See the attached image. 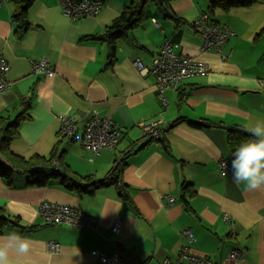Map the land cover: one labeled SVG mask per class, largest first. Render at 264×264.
<instances>
[{
    "label": "crops",
    "instance_id": "obj_1",
    "mask_svg": "<svg viewBox=\"0 0 264 264\" xmlns=\"http://www.w3.org/2000/svg\"><path fill=\"white\" fill-rule=\"evenodd\" d=\"M131 1L105 0L96 16L71 19L60 0H34L28 13L31 27L21 35L14 1L0 7V52L10 65V86L0 92V115L14 120L22 98H29L32 116L23 121L11 150L48 157L58 143L60 169L72 178L104 179L120 163L118 181L131 198L124 200L117 185L79 195L59 180L29 187L28 174L17 175L12 186L0 178V207L24 226L10 225L0 237L16 232L33 241L32 252L13 255L12 264H104L102 254L113 255L118 245L127 258L156 263L177 257L182 246H189L185 229L196 237L190 251L212 264H264V188L247 191L220 173V161H232L234 152L229 128L243 130L264 122V34L257 38L264 26V2L216 11L215 19L235 32L223 46L226 58L203 50V36L193 26L207 11V0H175L178 26L156 3H149L147 17L127 39L118 40L116 59L108 65L112 59L107 42L85 37L101 34ZM166 39L176 44L177 52L205 62L209 71L187 79L178 90H167L164 103L154 78L141 73L134 61L141 59L149 67ZM43 57L54 66L53 73L32 70L31 60ZM95 111L122 124L115 150L94 154L78 138L61 132L60 115L73 118L80 137ZM154 121H161L169 152L143 138L141 125ZM185 183L197 191L187 195L189 211L182 201ZM168 196L174 203L166 204ZM45 200L80 207L97 224L84 230L47 222L40 212ZM120 220L121 231L113 233L111 227ZM49 242L59 243L57 252L48 250ZM234 248L243 252L236 263L227 259Z\"/></svg>",
    "mask_w": 264,
    "mask_h": 264
},
{
    "label": "built area",
    "instance_id": "obj_2",
    "mask_svg": "<svg viewBox=\"0 0 264 264\" xmlns=\"http://www.w3.org/2000/svg\"><path fill=\"white\" fill-rule=\"evenodd\" d=\"M7 1L9 0H0V7ZM60 2L63 12L71 19L96 16L105 4L103 0H60ZM193 26L203 36V50H215L223 58H226V55L221 52L225 42L235 34L233 29L220 22L211 21L207 13H203L197 18L193 22ZM175 49L176 44L172 40L166 39L162 44L161 54L155 59L151 69L146 67L140 59L134 61L135 67L141 73L147 74L150 70L152 71V74L157 79L159 95L164 103L167 101L165 97L167 89L176 90L185 78L202 76L209 71V67L205 62L194 56L177 52ZM31 67L34 72L44 75L54 72V66L44 57L40 60L32 59ZM9 70V62L4 54L0 52V92H4L10 86V81L6 78ZM59 118L61 120V132L64 135L71 138L78 135V126L71 116L60 115ZM142 127L144 135L147 138L157 140L161 137V121L144 123ZM122 128V124L110 117H102L99 112L95 111L80 137V143L86 150L99 154L103 149L115 147ZM225 164L227 168L224 167ZM55 167L57 168L58 166L56 165ZM220 173L224 177H232L229 159H222L220 161ZM225 173L227 174L225 175ZM167 199V205L174 203V197L168 196ZM40 212L47 222L54 224L68 223L84 230H92L97 224L95 216L84 212L80 207L62 202L45 200L40 204ZM122 225L121 220L116 221L111 227L112 232L119 233ZM183 234L184 237L189 239V246L193 245L196 239L191 230L185 229ZM189 246H182L177 257H166L156 263H138L134 259L125 257L122 255V245L116 247V252L113 255L102 254L101 259L104 264H212V261L207 257L191 252ZM58 247V242L48 243V250L50 252H57ZM242 258L243 252L237 248L231 250L227 257L228 261L232 263H236Z\"/></svg>",
    "mask_w": 264,
    "mask_h": 264
},
{
    "label": "trees",
    "instance_id": "obj_3",
    "mask_svg": "<svg viewBox=\"0 0 264 264\" xmlns=\"http://www.w3.org/2000/svg\"><path fill=\"white\" fill-rule=\"evenodd\" d=\"M13 1L16 7L14 12V18L16 22L19 23L17 34L21 35L29 27H31V21L29 19L28 13H29V8L31 4L34 2V0H13ZM75 1H81V0H75ZM174 1L175 0H132L129 5L124 6L121 15L118 16L115 20H113V22L109 24L101 34L89 35L86 36L85 38H99L107 42L110 50L109 51L110 58L112 59L108 65H112L116 59L118 40L127 39L129 37V33L131 32V30L139 26L143 22V20L147 17L145 12V7L147 4L156 3L163 10V12L166 14L167 17L173 18L175 20L176 26L179 25L178 22L179 21L181 22V18H179V16H177V14H175L172 11V4ZM207 1H208V8L207 11H205L204 13H207L210 17V20L214 22H217V20L215 19L217 10H222L223 12L227 13L236 8L252 7L255 4L264 2V0H207ZM261 34H264V26L257 34V38ZM160 54H161V48L158 51V53L154 55L151 65L149 66V69L152 68L155 59L159 57ZM147 74L151 75L154 78L157 86V79L152 74V71L150 70L149 73ZM190 78H194V77L185 78L181 82V84L177 87L176 90H178L182 86V84L187 79ZM167 90H172V89H167ZM30 108H31L30 99L22 98L21 111L16 115V117H14V120L10 121L9 117L5 115H0V178H2L3 181L8 182V185L12 186L15 177L17 175L28 174L27 182L29 187L48 186L51 183V181L59 180L67 188L74 189L75 192H77L79 195L93 194L97 189L101 187H105L109 185H117L120 189L119 190L120 196L126 201L129 199L131 200L129 194L125 191V187L119 184L118 181V179L121 178V174L123 171V168L121 167L122 164L120 163H117L115 168L112 169L108 174V176L104 179H95L93 175H85V176H80L79 178H72L69 174L66 173L65 168H63L62 170L60 169L59 162H61L62 153L59 150L58 143L53 147L48 157L39 154H33L31 156L26 157L24 155L14 153L10 148L11 142L14 140V138L19 136L20 128L23 124V121L32 119ZM183 121L184 119L181 118L177 120L175 124ZM192 123L195 126L203 125L199 122H192ZM123 130L124 128H122L120 131V137L118 138V143L115 145V147H113L112 149L106 148V150H115L118 147L121 141ZM80 137L76 135L72 139L78 138L80 141ZM249 137L250 135L243 130L229 128L228 143L231 150L235 151L236 148L241 143L247 141ZM143 138L148 140L149 142L159 143L160 145H162L165 152L166 151L169 152L171 150L170 145L167 143L166 139L162 136V134L161 137H159L157 140L152 138H147L145 135L143 136ZM131 151L132 149H130V151L127 152L124 155V157H126ZM56 165L58 166L57 168L55 167ZM192 186L193 185L189 183H185L183 184L182 187V201L188 211L192 210L188 196L192 197L197 193V191ZM10 225L24 228L23 225L20 226L18 219H14L13 216H11L7 212L5 207H0V234H4L5 230Z\"/></svg>",
    "mask_w": 264,
    "mask_h": 264
},
{
    "label": "clouds",
    "instance_id": "obj_4",
    "mask_svg": "<svg viewBox=\"0 0 264 264\" xmlns=\"http://www.w3.org/2000/svg\"><path fill=\"white\" fill-rule=\"evenodd\" d=\"M252 139L241 143L232 153V178L247 191L264 188V122L243 128ZM227 168V165H224ZM227 173H225L226 175ZM33 250V241L16 232L0 237V264H12V256L26 257Z\"/></svg>",
    "mask_w": 264,
    "mask_h": 264
},
{
    "label": "rangeland",
    "instance_id": "obj_5",
    "mask_svg": "<svg viewBox=\"0 0 264 264\" xmlns=\"http://www.w3.org/2000/svg\"><path fill=\"white\" fill-rule=\"evenodd\" d=\"M216 23H219L218 21Z\"/></svg>",
    "mask_w": 264,
    "mask_h": 264
}]
</instances>
